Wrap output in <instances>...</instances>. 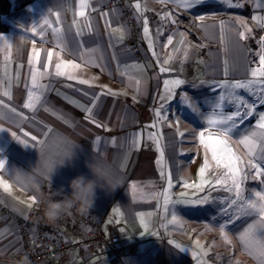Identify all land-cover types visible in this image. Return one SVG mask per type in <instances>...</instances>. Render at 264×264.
Listing matches in <instances>:
<instances>
[{
	"label": "crops",
	"instance_id": "crops-1",
	"mask_svg": "<svg viewBox=\"0 0 264 264\" xmlns=\"http://www.w3.org/2000/svg\"><path fill=\"white\" fill-rule=\"evenodd\" d=\"M11 4L10 13L2 16L8 29L0 31V264L16 261L22 247L17 220L28 217L36 206L28 207L31 197L39 202L48 189L42 164L72 150L71 159L57 165L52 189L63 186L70 195L74 177L96 179L88 166L93 160L111 173L113 187L98 181L91 211L113 218L122 241L136 246L137 251L118 264H216L177 247L174 240H156V223L163 210H188L197 194L207 198L203 188L211 187L218 168L212 162L204 176L211 183L197 187L205 163L199 133L222 127L209 129L206 121L220 95L227 98L224 114L241 113L229 133L230 144L249 154L239 141L253 131H264L257 128L264 114V76L252 75L264 54V0H203L191 8L179 0L138 1L133 11L141 27L138 51L132 47L122 8L112 0H88L84 9L81 0ZM34 50L39 52L38 63ZM61 60L81 66L69 69L78 79L55 75ZM37 69L42 75L34 85ZM177 79L184 83L165 84ZM236 82L248 87L233 88ZM29 91L39 97L33 108L24 106ZM86 108L92 109L95 123ZM256 139L254 155L248 156L253 162L264 150V137ZM161 193L168 194V204ZM183 200L192 203L178 202ZM259 219L254 216L234 230L235 260L217 264H259L240 239ZM257 236L264 239L259 231ZM82 262L74 258L66 264H112L107 254Z\"/></svg>",
	"mask_w": 264,
	"mask_h": 264
},
{
	"label": "snow or ice",
	"instance_id": "snow-or-ice-1",
	"mask_svg": "<svg viewBox=\"0 0 264 264\" xmlns=\"http://www.w3.org/2000/svg\"><path fill=\"white\" fill-rule=\"evenodd\" d=\"M163 2V0H161ZM180 3H182V6L185 8H191L195 5L203 3V0H179ZM230 3V0H229ZM234 6H242V5H234ZM88 7V0H81V9H84ZM136 8L140 9V4H136ZM81 16L85 15V12L82 10L80 12ZM59 17V13H57V18ZM205 18L203 16L200 17V20L203 21ZM254 19H261L260 17H254ZM175 21H173L174 23ZM44 23L50 24V21L45 19ZM147 24V21H145V25ZM247 31H250V29H246ZM58 31V30H55ZM145 33L148 32L147 26L144 29ZM241 38H246L244 32H241L240 34ZM2 39V37H0ZM171 42V40L169 41ZM264 51V50H262ZM53 53L51 51L48 52V62L51 63ZM186 55V54H185ZM34 61L36 63L39 62V52L34 50ZM260 61V67L258 69L253 70L252 75L253 77L259 75L264 76V54L260 55L259 57ZM81 66L79 64H76L73 61H64L61 60L59 63L55 65V75L56 76H67L70 80H76L78 77L71 74L69 72V69L72 71H75L79 69ZM168 69L162 68L161 71H167ZM37 75H42V73L39 72V69H37L33 75H32V82L35 85ZM80 83H89L87 80H80ZM171 83L173 86H179L184 83L183 80H173L171 82L166 81L165 84L168 85ZM233 88H247V84H243L240 82H236L234 85H232ZM9 93L5 92V95H8ZM115 94V93H112ZM39 97H34L33 93L31 91L28 92L27 96V102L25 103V107L27 108H33L34 107V101H38ZM183 102V100H182ZM227 102V98L224 95L219 96L218 102L214 104L213 111L210 115L206 117L207 124L209 126V129L216 128L217 126H222L219 131H207V135L205 132L199 133V140L201 145L205 148V163L204 166L200 168V174H201V183L197 185L198 188H203L205 184L211 183V181L204 179V176L209 168H211V164L208 160V153H211V159L215 161V165L217 168H224L226 171L224 172L223 176L218 178L216 180V184L220 185L225 188V190L229 193L234 194V198L230 199L231 205H236V211L239 214L242 215H252L257 214L260 219L257 220L254 224H251L248 226L247 229L243 233L240 234V239L245 243V245L249 248L250 254H254L259 261V264H264V239H261L257 236V232H260L261 236H264V192H256L254 194V198L245 199L244 197V190L242 187V169L240 167V161L241 158L236 155L234 150L229 144V133L232 131L233 128H235V118L240 116L241 113L239 111L231 114L226 115L223 113L222 109L224 104ZM242 103V101H240ZM81 107H83L81 105ZM189 107H193L191 103H189ZM220 110V111H217ZM254 110V106H249V111ZM85 111L89 113V119H93V123H95L94 118H92L91 108H86ZM193 111H197L195 107H193ZM157 115L159 116L160 113L157 112ZM231 122V123H230ZM155 127V125H153ZM257 128L260 130H264V114H262L259 118ZM262 136L264 137V131L262 132H256L253 131L249 135H245L239 143L245 145L249 149V154L254 155V149L258 146L257 137ZM152 138V137H150ZM33 140H35V137H32ZM99 139V138H98ZM158 143V141H157ZM161 156H163V149L160 150ZM159 163V161H158ZM251 167L256 169L257 175H264V169H261L260 165L255 164L253 161L249 160L247 162ZM0 166H2V162H0ZM161 175L163 176L164 173L162 172ZM255 178V177H254ZM264 182V181H262ZM8 187L7 185L5 186ZM135 187V186H134ZM169 187H171V177L169 175ZM160 195L164 196V202L165 204H168L169 196L167 193H161ZM181 203H192V201L183 200L178 201ZM199 203H206L207 200H200ZM33 204H38V200L36 196L31 197V203H29L28 207L31 208ZM173 221L177 220V217L174 215L172 217ZM143 222V221H142ZM231 222V221H229ZM147 227V225H145ZM226 226H221V234L224 236V239L231 243V240L228 238L227 233L225 232ZM177 247H180V245H177ZM183 250V249H182ZM17 251H20L19 249Z\"/></svg>",
	"mask_w": 264,
	"mask_h": 264
},
{
	"label": "built area",
	"instance_id": "built-area-1",
	"mask_svg": "<svg viewBox=\"0 0 264 264\" xmlns=\"http://www.w3.org/2000/svg\"><path fill=\"white\" fill-rule=\"evenodd\" d=\"M138 1L142 0H112L123 10L136 51L141 45V27L133 12ZM17 234L22 247L16 252V260L27 253L32 264H66L74 258L84 263L87 258L102 254H107L112 264H118L126 255L137 251L136 246L122 241L118 224L107 214L90 210L89 214L82 215L74 211L56 223H49L39 202L28 217L18 218Z\"/></svg>",
	"mask_w": 264,
	"mask_h": 264
},
{
	"label": "rangeland",
	"instance_id": "rangeland-1",
	"mask_svg": "<svg viewBox=\"0 0 264 264\" xmlns=\"http://www.w3.org/2000/svg\"><path fill=\"white\" fill-rule=\"evenodd\" d=\"M11 1L14 2L15 0ZM5 19L7 18L5 17ZM233 143L229 144L236 155L241 158L240 167L244 177L242 181L244 197L246 200L254 198L256 192H264V182H262L264 181V175H257L256 169L247 163L250 160L248 152L245 153ZM202 152L205 154V150ZM212 162L215 161H211V165ZM254 163L264 169V150L257 153V160ZM225 171L222 167L218 168L216 180L222 177ZM216 180H213L211 187L209 186L210 188H203L207 196L205 198L206 203H199L198 201L205 199L197 198V194L196 198L193 199L195 204L190 206L188 210H173V207L170 210H163L161 219L157 220L156 223L158 230L156 240L162 238L174 240L191 254L205 260L209 259L216 264L223 261L233 262L237 253L234 244V230L239 225L241 226L257 216V214H239L236 211L237 206L230 204V199L234 198V194L217 185ZM212 189L216 191L212 193ZM174 215L177 217L176 221L172 219ZM221 226H226L225 232L231 243H228L221 234Z\"/></svg>",
	"mask_w": 264,
	"mask_h": 264
},
{
	"label": "clouds",
	"instance_id": "clouds-1",
	"mask_svg": "<svg viewBox=\"0 0 264 264\" xmlns=\"http://www.w3.org/2000/svg\"><path fill=\"white\" fill-rule=\"evenodd\" d=\"M73 150L66 154L62 159L45 160L41 167V175L48 181L49 191L39 198V204L42 208L43 216L49 223H56L65 216H70L73 212L82 215L90 213L94 206L96 198V188L98 181H107L113 187L109 179L111 173L104 166L93 160L88 166L93 171L96 179H89L86 175H78L70 181L71 194H66L64 187L57 190L52 189V176L57 170V165H64L65 160L71 159ZM56 197H61L56 199ZM14 264H32L30 256L27 253L20 255Z\"/></svg>",
	"mask_w": 264,
	"mask_h": 264
},
{
	"label": "trees",
	"instance_id": "trees-1",
	"mask_svg": "<svg viewBox=\"0 0 264 264\" xmlns=\"http://www.w3.org/2000/svg\"><path fill=\"white\" fill-rule=\"evenodd\" d=\"M12 10L11 0H0V31H6L8 25L3 21L4 15H7Z\"/></svg>",
	"mask_w": 264,
	"mask_h": 264
}]
</instances>
